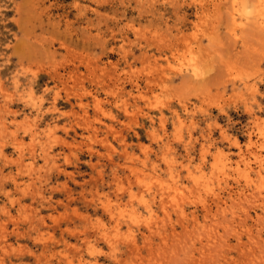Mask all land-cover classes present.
Masks as SVG:
<instances>
[{
	"label": "rangeland",
	"instance_id": "obj_1",
	"mask_svg": "<svg viewBox=\"0 0 264 264\" xmlns=\"http://www.w3.org/2000/svg\"><path fill=\"white\" fill-rule=\"evenodd\" d=\"M233 2L0 0V264H264V28Z\"/></svg>",
	"mask_w": 264,
	"mask_h": 264
},
{
	"label": "bare ground",
	"instance_id": "obj_2",
	"mask_svg": "<svg viewBox=\"0 0 264 264\" xmlns=\"http://www.w3.org/2000/svg\"><path fill=\"white\" fill-rule=\"evenodd\" d=\"M245 1L246 0H234V2H233V8H235V12H232L233 13V19L235 20L234 22H235V24H236V26H235V28L234 29H236L238 26H240V23L241 22H243V23H245L246 22V20L245 21H242L241 20V22H239L238 21V15L240 14V11L242 10V11H244L245 9H244V7H245V5L244 4H246L245 3ZM253 1H255V0H253ZM257 2H258V5L257 4H254L255 5V7H256V5H257V10H255V11H257L256 13V16L255 17H253V19H254V21H255V23L259 26V27H261V28H264V0H257ZM257 2H255V3H257ZM244 5V7L241 9V5ZM247 7H248V5H247ZM255 9V8H254ZM254 9H252V11L254 10ZM247 10H249V11H251L250 9H249V7H248V9ZM250 13H253V12H250ZM244 14H245V12H244ZM243 14V15H244ZM254 14V13H253ZM240 16H242V15H240ZM244 17L247 19V20H250L251 19V16L249 17V16H246V15H244ZM241 19V18H240ZM242 19H244V18H242ZM238 22V23H237ZM253 21H250V23H252ZM250 23H248V24H250ZM246 24H247V22H246ZM255 24V25H256ZM254 25V24H253ZM234 29H233V32H234ZM235 34V33H234ZM237 35V34H236ZM34 42V41H33ZM30 56V55H29ZM33 56V55H32ZM193 66H195V65H193ZM192 66V67H193ZM186 72H187V70H186ZM190 72V71H189ZM188 72V73H189ZM192 72H190L189 74H191ZM192 75H194L196 78H194L195 79V81L197 80V77H199L198 79L200 80L201 79V75H204L205 76V74L203 73H201L200 72V68H194L193 69V73L189 76V77H191ZM193 76V77H194ZM194 81V82H195ZM198 81V80H197ZM30 96V95H29ZM32 99V98H31ZM252 140V139H251ZM255 143V142H254ZM249 145V144H248ZM253 147V146H252ZM257 153V152H256ZM255 155V154H254ZM259 157V156H258ZM248 162H250V161H248ZM223 164V163H222ZM225 165V164H224ZM219 166V165H218ZM216 167V166H215ZM247 167V166H246ZM260 167V166H259ZM262 167V166H261ZM223 168V167H222ZM225 168V167H224ZM248 169H249V172H248V179L249 178H251L252 176H251V170L253 169L252 168V166H251V164H248V167H247ZM219 170V169H218ZM242 171V170H241ZM217 173H219V171L217 172ZM220 173H221V171H220ZM246 173V172H245ZM212 174V173H211ZM213 175V174H212ZM238 175H240V174H238ZM241 175H243V173L241 174ZM246 175V174H245ZM217 176V175H216ZM218 176H219V174H218ZM217 176V177H218ZM257 176L261 179V181H264V170L262 169V168H260L258 171H257ZM198 177V176H197ZM196 177V178H197ZM214 177V176H213ZM215 178V177H214ZM219 179H220V177H218ZM205 179V178H204ZM216 179V178H215ZM218 179V180H219ZM221 179H223V178H221ZM247 178H246V180H248ZM252 179V178H251ZM217 180V181H218ZM196 181V180H195ZM213 181V180H212ZM239 181H240V179H239ZM251 181V180H250ZM201 182V181H200ZM203 182V181H202ZM249 182V181H248ZM247 182V183H248ZM251 183V182H250ZM258 183H259V186H258V188H260V187H262V186H260V184L262 183L263 184V182H259L258 181ZM208 184H209V182H208ZM208 184H207V186H208ZM229 184V183H228ZM249 184V183H248ZM261 184V185H262ZM219 185H221V184H219ZM219 185H217V186H219ZM251 185V184H250ZM209 186H213V184L211 185H209ZM254 186H256V184L254 185ZM204 187V186H203ZM206 187V186H205ZM204 187V188H205ZM208 188V187H207ZM211 188V187H210ZM21 189H23V188H21ZM213 189V188H212ZM212 189H210L211 191H212ZM246 189V188H245ZM248 189V188H247ZM257 189V188H256ZM262 189H264V188H262ZM148 190V189H147ZM252 190V189H251ZM232 191V190H231ZM245 191V190H244ZM257 191V190H256ZM260 191V190H259ZM230 192V191H229ZM237 192V191H236ZM247 192V191H246ZM246 192H245V194H246ZM261 192V191H260ZM259 192V193H260ZM212 193V192H211ZM178 194V193H177ZM181 194V193H180ZM209 194V193H208ZM213 194V193H212ZM223 194V193H222ZM230 194V193H229ZM233 195L235 194V192L234 193H232ZM232 194H230L231 196H229L230 197V199H232V197H233V195ZM241 195L242 194H244V192L243 193H240ZM238 195V197H241V195ZM258 194V193H257ZM262 194V193H261ZM260 194V195H261ZM264 194V193H263ZM262 194V195H263ZM174 195V194H173ZM172 195V196H173ZM259 195V194H258ZM176 197H177V195H175ZM181 196V195H180ZM220 196H221V194H220ZM243 197H244V195H242ZM247 196V195H246ZM136 197V196H135ZM146 197V196H145ZM170 197H171V194H170ZM236 197V196H235ZM234 197V198H235ZM249 197V196H248ZM247 197V198H248ZM178 198V197H177ZM183 198V197H182ZM200 198V197H199ZM202 198V197H201ZM200 198V199H201ZM246 198V197H245ZM251 198V197H250ZM259 197H257V199H258ZM186 199V198H185ZM203 199H204V197H203ZM242 200L244 199V198H241ZM256 199V200H257ZM261 200V202H262V197L260 198ZM176 200V199H175ZM183 200V199H182ZM181 200V201H182ZM224 200V199H223ZM234 200H236V198L234 199ZM240 200V199H239ZM247 200L248 199H246V202H247ZM256 200H254V201H256ZM264 200V199H263ZM171 201H172V199H171ZM225 201V200H224ZM237 201H238V198H237ZM245 201V199L243 200V202ZM250 201H251V199H250ZM249 200H248V202H250ZM259 201V200H258ZM241 201H239V204L241 205V203H240ZM104 203V202H103ZM147 203H149V202H147ZM173 203V202H172ZM237 203V202H236ZM217 204V203H216ZM223 204V203H222ZM225 204V203H224ZM242 204H244V203H242ZM224 206V205H223ZM172 207H173V205H172ZM243 207V206H242ZM148 208H149V211L150 212H153V208H152V206H148ZM206 208V207H205ZM221 208H222V206H221ZM239 208H241V206L239 207ZM147 209V208H146ZM225 209V208H224ZM165 210H166V208H165ZM247 211V210H246ZM248 212V211H247ZM246 212V213H247ZM120 213V212H119ZM25 214V213H24ZM122 215V214H121ZM134 218H137L136 216H133ZM134 218L132 219V221L133 222H135V220H134ZM260 218V217H259ZM150 220V219H149ZM117 223V222H116ZM146 223H147V221H146ZM116 227V226H115ZM105 229V228H104ZM134 232V231H133ZM131 235V234H130ZM132 236V235H131ZM131 236H130V238H131ZM133 240H135V236H133ZM149 240V239H148ZM134 242V241H133ZM151 243V242H150ZM136 248L137 246H133V248ZM136 249H138V248H136ZM6 251V250H5ZM91 251H92V249H91ZM132 251V250H131ZM80 255V254H79ZM135 255H138V254H136L135 253ZM134 255V256H135ZM12 260V259H11Z\"/></svg>",
	"mask_w": 264,
	"mask_h": 264
}]
</instances>
